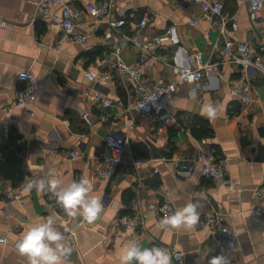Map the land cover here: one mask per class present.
Segmentation results:
<instances>
[{"label": "crops", "instance_id": "crops-1", "mask_svg": "<svg viewBox=\"0 0 264 264\" xmlns=\"http://www.w3.org/2000/svg\"><path fill=\"white\" fill-rule=\"evenodd\" d=\"M38 1L0 0V19L8 21L7 25L0 24V152L16 147L25 173L18 182L0 176V236L7 237L6 242L0 241V264H29L27 255L16 247V240L48 214L56 217L60 229L64 220L63 213L52 204L49 191H37L35 187L28 190L27 182L55 175L69 183L80 172L94 175L101 157L111 153L105 143V135L111 132L128 140L123 161L111 179L93 184L92 193L101 196L104 203L101 215L93 221L72 216L78 222V247L73 259L64 256L62 264H120L119 251L133 238L145 246L156 243L181 250L183 258L175 264H207L208 258L221 252L229 256L230 264H264V199L253 194L254 186L264 185V109L259 102L264 99V73L224 62L219 69L206 72V85L195 96L191 85L181 82L177 93L164 96L176 121L146 118L117 104L103 107L91 95L93 89L125 102L135 91L128 75L97 82L86 74L87 69L114 70L117 45H121L125 61H148L145 68L151 84L176 78L174 46L168 38L146 50L130 36L152 38L176 24L181 41L191 50L202 51L205 60L224 57L223 37L216 29L208 31L209 20L200 5L191 0H115L114 13L127 15L128 22L112 38L105 35L106 21L88 12L90 0H67L85 12L78 29L87 33V38L68 40L59 49L61 29L47 27L37 9ZM223 1L224 12L237 15L238 28L232 37L237 42L249 40L264 57V10L261 17L253 19L249 0ZM144 16L147 23L140 26ZM191 17L195 23L190 22ZM106 57L111 62L104 61ZM22 68H29L40 84L35 112L23 106L7 109L23 86L17 76ZM240 78L251 79L253 100L244 102L230 91L229 84ZM206 102L218 108L211 118L200 111ZM200 120L211 128V134L199 135L194 130ZM181 121H187V126ZM202 137H207L217 159L225 164L232 187L205 176L200 168L184 175L175 171L174 158L192 157ZM72 150L79 155L73 157ZM138 157L143 161L136 162ZM154 174L160 177L157 185L148 182ZM11 190L20 196L9 194ZM165 190L170 191L174 208L190 200L199 201L198 220L164 229L159 224L164 214H149L143 229L117 244L104 241L103 231L115 235L120 230L116 219L132 210L133 198L139 197L149 210L150 202ZM257 205L262 206V215L255 213ZM213 207L225 212V220L238 233L236 245L227 251H222L201 226L203 214Z\"/></svg>", "mask_w": 264, "mask_h": 264}, {"label": "built area", "instance_id": "built-area-1", "mask_svg": "<svg viewBox=\"0 0 264 264\" xmlns=\"http://www.w3.org/2000/svg\"><path fill=\"white\" fill-rule=\"evenodd\" d=\"M199 4L204 15L209 20L208 31L218 30L224 41V57L220 60H205L202 51L191 50L182 41L179 34V29L176 24H171L168 29L161 34H157L152 38L142 39L141 37L129 38L133 39L143 49H150L159 45L163 39L168 38L174 46L172 62L176 72V78L170 81H160L150 83L146 75L148 61L142 58L140 61L127 62L120 54L121 45L115 46L114 54V70L105 69L96 71L95 69H87L86 74L92 81L106 82L114 78L115 75H128L134 81L135 91L130 94L127 102L120 98L108 96L100 89H93L91 95L98 100L103 107H108L117 104L124 109L135 110L137 113L146 118H158L165 122L168 119L177 120V116L167 108L164 102L166 94L177 93L178 86L181 82H187L191 85L192 90L195 89L196 94L206 85L205 74L209 70L219 69L224 62H234L241 65L244 69L251 67L257 68L264 73V57L249 40L240 42L235 41L231 34H234L238 28L237 15H228L224 12L223 0H191ZM250 1V16L257 19L263 15L264 0H249ZM115 0H90L87 3L88 12L95 18L105 20L107 23L106 37H114L122 27H124L128 18L125 14L116 15L114 12L117 8ZM37 9L42 13V16L47 22V27L52 28L58 26L61 29V35L57 43L59 49L68 40H84L87 38V33L78 29V25L84 20L85 12L73 6L67 0H39ZM147 17L144 16L140 22V26L147 23ZM191 23H195L196 19L191 17ZM1 25H7L8 21L0 19ZM106 60L111 62L110 57ZM18 79L23 82V86L16 91V98L12 106L7 107L10 111L14 107L23 106L31 112H35L38 105V97L41 93L40 84L35 74L29 68H22L18 71ZM253 84L251 79L240 78L232 81L229 84L230 91L235 94L240 100L248 102L253 100L252 96ZM260 105L264 109V99L260 100ZM89 113L85 114L87 118ZM182 126H187V121L180 122ZM128 140L117 136L115 133L105 135V143L110 147L111 153L101 157L97 170L94 175L88 176L95 183H103L111 179L117 171V167L123 161V154L127 147ZM73 157H77L79 153L75 150L71 151ZM143 159L138 157L136 162H142ZM175 171L181 175L192 173L200 168L202 173L214 180H217L229 187H232V181L228 176L225 164L217 159V155L208 144L207 137L200 139V144L197 152L192 157L177 156L174 158ZM85 176L80 172L77 179ZM16 197L20 194L11 190L8 192ZM253 194L258 199H264V185H256L253 187ZM49 197L52 204L58 208L64 216L61 224V229L64 232L67 245L70 251L65 255L68 260H72L75 251L78 247L76 231L78 222L74 221L68 211L64 208L61 202L58 201L56 194L49 191ZM132 210L121 213L116 219L120 230L111 235L103 231L104 241L106 243L113 242L117 244L119 240L124 239L128 235L143 229L149 214H164L174 211L173 199L169 190L162 192L160 198L150 202L149 210H146L139 199L135 197L132 200ZM257 215H262L263 210L261 205L255 208ZM263 231L262 239L264 241V218L262 220ZM201 226L207 230L210 235L218 243L222 251H227L234 247L237 242V230L225 220V212L217 207L207 210L201 219ZM0 241H7V237L0 236ZM162 245V244H161ZM175 252L177 249L168 247ZM174 257V262H179L183 258V252Z\"/></svg>", "mask_w": 264, "mask_h": 264}, {"label": "clouds", "instance_id": "clouds-1", "mask_svg": "<svg viewBox=\"0 0 264 264\" xmlns=\"http://www.w3.org/2000/svg\"><path fill=\"white\" fill-rule=\"evenodd\" d=\"M196 95L195 89L191 93ZM217 105L206 102L200 111L209 118L217 113ZM52 191L69 215H79L88 221L95 220L102 213L104 203L101 196L93 194V181L88 176H81L69 183H63L57 176L48 175L27 182V189ZM199 201H188L165 213L159 224L167 229L170 226L191 225L199 218ZM18 250L26 254L29 264H62L64 256L70 251L64 232L57 226L56 217L48 214L32 223L16 240ZM181 255L169 248L153 243L145 246L137 239L127 240L119 251L120 264H173L174 257ZM207 264H230L229 256L221 252L211 256Z\"/></svg>", "mask_w": 264, "mask_h": 264}, {"label": "trees", "instance_id": "trees-1", "mask_svg": "<svg viewBox=\"0 0 264 264\" xmlns=\"http://www.w3.org/2000/svg\"><path fill=\"white\" fill-rule=\"evenodd\" d=\"M194 130L199 134H211V128L204 120H200L199 126L195 125ZM23 159L19 155V150L16 147H6L0 152V176H3L13 181H21L24 178ZM151 185L160 183L158 174H154L148 179Z\"/></svg>", "mask_w": 264, "mask_h": 264}]
</instances>
